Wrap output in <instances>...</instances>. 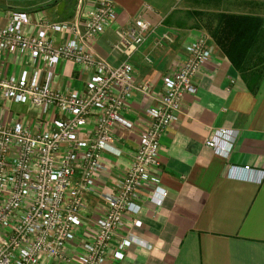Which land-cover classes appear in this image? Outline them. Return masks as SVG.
Masks as SVG:
<instances>
[{"label":"crops","instance_id":"1","mask_svg":"<svg viewBox=\"0 0 264 264\" xmlns=\"http://www.w3.org/2000/svg\"><path fill=\"white\" fill-rule=\"evenodd\" d=\"M110 1L117 18L98 37L94 51L115 68L129 61L136 84L147 83L151 91L148 95L135 93L125 104L122 114L135 129L115 130V155H103L105 169L97 178V192L112 190L130 168L140 133L149 120L146 111L157 107L164 96L163 78L189 58L187 46L207 36L212 50L211 61L194 81L197 94L185 95L177 123L161 139V166L154 172L168 192L164 205L155 206L148 193L142 192L135 199L140 213L128 216L121 230L122 235L132 233L148 246H131L119 264H264V177L258 182L264 174V38L252 71L243 75L212 37L216 15H259L264 19V9L257 8L253 0ZM92 8V3L83 5V11ZM0 10L28 13L33 23L41 13L51 22L70 21L78 13V0H0ZM206 15L214 21L207 24L212 18ZM137 19L149 22L153 32L140 47L117 49L116 31L127 30ZM165 34L172 36L173 42L155 47L156 40ZM55 38L60 45L69 37L61 34ZM25 70L30 75L36 71L26 57L0 54L2 78ZM91 77L89 69L65 61L55 68L54 86L62 93L82 94ZM45 80L42 70L40 81ZM53 116L62 117L55 110ZM48 118L28 106L0 102V121L5 125L23 120L35 129L37 121ZM220 129L238 133L228 157L215 154L205 145L210 134ZM231 167L241 170L229 177ZM246 177L251 180L246 181ZM86 201L91 212L82 217L83 226L78 231L81 239L93 235L96 219L107 210L98 193L88 195ZM134 219L142 226L135 227Z\"/></svg>","mask_w":264,"mask_h":264},{"label":"built area","instance_id":"2","mask_svg":"<svg viewBox=\"0 0 264 264\" xmlns=\"http://www.w3.org/2000/svg\"><path fill=\"white\" fill-rule=\"evenodd\" d=\"M87 3L93 8L83 11ZM116 18L110 0H78L76 17L61 22H51L41 13L33 23L28 13L0 10V54L22 55L36 70L33 75L25 70L0 76V102L25 105L49 117L37 121L35 129L23 120L11 126L0 121V264H119L131 246H148L121 230L128 216L140 213L135 199L142 192L155 206L164 205L168 192L154 172L161 166V139L177 123L185 95L197 94L194 81L211 61L212 50L208 37L187 46L189 58L163 78L164 96L157 107L146 111L149 120L130 168L112 190L97 192V178L105 169L103 155H115V130L135 129L122 114L125 104L135 93L151 91L147 83L136 84L129 61L115 68L94 51L98 37ZM151 32L149 22L137 19L127 30L116 31V48L140 47ZM61 34L69 38L59 45L55 36ZM172 42V36L165 34L155 47ZM65 61L91 71L84 93L55 88V68ZM54 110L62 117H50ZM237 136L236 131L215 130L205 145L228 157ZM236 170L241 169L231 167L229 177ZM263 177L262 173L259 183ZM97 193L107 203L106 214L96 219L93 235L81 239L82 217L91 212L86 198ZM133 223L142 226L138 219Z\"/></svg>","mask_w":264,"mask_h":264},{"label":"trees","instance_id":"3","mask_svg":"<svg viewBox=\"0 0 264 264\" xmlns=\"http://www.w3.org/2000/svg\"><path fill=\"white\" fill-rule=\"evenodd\" d=\"M264 19L259 15H216L212 37L243 75L252 71L264 38ZM254 90V89H253Z\"/></svg>","mask_w":264,"mask_h":264},{"label":"rangeland","instance_id":"4","mask_svg":"<svg viewBox=\"0 0 264 264\" xmlns=\"http://www.w3.org/2000/svg\"><path fill=\"white\" fill-rule=\"evenodd\" d=\"M241 1L244 2V1H250V0H239V3H241ZM244 3H245V2H244ZM247 3H248V2H247ZM253 3L258 4V5H257V6H258L257 8L264 9V0H253ZM207 17H211V18H212V19H210V18L207 19V21H206L207 24H209V20H210L211 22L214 21V18H213L211 15H210V16H209V15H206V18H207ZM211 22H210V23H211ZM204 37H207V36H204Z\"/></svg>","mask_w":264,"mask_h":264}]
</instances>
